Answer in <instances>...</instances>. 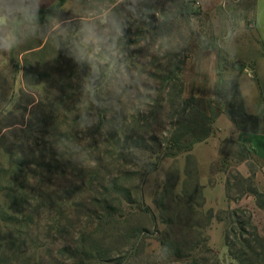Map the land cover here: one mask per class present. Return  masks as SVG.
Here are the masks:
<instances>
[{
	"label": "rangeland",
	"instance_id": "rangeland-1",
	"mask_svg": "<svg viewBox=\"0 0 264 264\" xmlns=\"http://www.w3.org/2000/svg\"><path fill=\"white\" fill-rule=\"evenodd\" d=\"M56 1L41 0V7ZM182 1L141 0L146 14L140 19L128 16V26L120 40L121 52L128 71L145 81L133 94L114 96L109 90L107 71L102 70L96 85L88 88L86 65L73 60L40 61L38 56L24 54L17 58L21 67L11 100L3 104L11 73L3 56L6 51L0 52V107L5 105L7 118L0 126V171L10 168L13 174H18L19 185L25 186L18 190L22 199L18 211H9L11 215L18 213L20 228L14 235V246L8 237L3 241V264H192L191 259L164 253L162 247V243L171 245L170 253L177 245L187 247L197 243L196 231L187 228L191 225H200L211 249L199 255L198 264H264V254L256 243L251 245L256 254L240 245L235 237H240L239 225L235 216H231L237 210L242 221L251 219V225L264 238V209L247 193L246 181L250 179L263 193L259 200L264 203V163L251 157L247 161L250 176H243L240 170L245 167L238 157L240 149L230 144L223 146L230 157L221 158L211 178V183H215V173L220 171L228 183L229 207L214 210L224 219L219 222L215 218L209 220L210 210L205 200L200 204V191L194 181L186 183L183 195L186 179L180 172L187 154L160 158L172 129L169 115L175 111L168 101L172 82L162 78L179 66L183 68L182 99L176 102L178 112L184 109L181 102L191 96L200 101L214 98L217 68L223 78H233L238 69L246 66L241 54L254 47L252 20L243 19L251 15L254 0H201L202 8L193 1L185 5V15L181 16ZM116 4L117 0H68L48 25L54 27L57 21L69 19L70 30L62 36L44 27L40 36L49 46H53L50 41L59 37L67 38L68 42L87 14L106 7L111 9ZM215 5L217 9H210ZM115 10L122 12L124 5ZM56 49L58 52L59 48ZM24 65L33 67L36 73L48 74V78L27 89ZM23 90L26 95L21 101ZM74 94L77 97L70 100ZM39 102L52 110L65 103L59 115L64 123L48 128L47 134L35 141L41 143L45 139L43 143L49 144L52 166L49 173L24 164L27 160H38L37 155L27 157L26 150L28 144L33 147L35 143V135L28 131L29 124L36 129L42 127L39 123L44 113L37 107ZM20 106L22 109H18ZM104 115L107 123L97 130ZM6 126L10 128L5 129ZM59 135L64 137L65 144L57 142ZM158 158V170L143 177L145 166ZM14 163H19L24 172L18 173L20 168ZM39 172L43 177L38 176ZM175 183L178 186L173 191ZM111 188L127 191L130 200L121 206L111 203L116 197L107 191ZM248 198L253 199L252 208ZM104 199L114 208L106 207ZM189 202L202 207L191 213ZM0 203L4 205L5 201L0 198ZM226 231L237 262L225 246ZM247 231L252 233L248 226ZM7 233L8 230L3 231L4 235ZM244 238L252 241L248 235ZM17 246L21 247L20 252L14 257Z\"/></svg>",
	"mask_w": 264,
	"mask_h": 264
},
{
	"label": "trees",
	"instance_id": "trees-1",
	"mask_svg": "<svg viewBox=\"0 0 264 264\" xmlns=\"http://www.w3.org/2000/svg\"><path fill=\"white\" fill-rule=\"evenodd\" d=\"M68 0H57L54 4L49 6H44L40 8V23L42 26H47L48 23L51 21V19L54 17L55 14L61 10V8L67 3ZM189 3H193L191 0H183L182 5L179 9V14L181 16L185 15L184 7L185 5ZM44 27L42 28V30ZM167 30H171L170 27L167 28ZM42 32V31H41ZM40 33L36 35H28V36H22L20 42L17 44V46L13 47L10 51H6V53L3 56H6V60L9 63L8 67L10 68L11 73V84H9V91L5 95L6 99L4 100L3 104H7L10 102L12 97V88L14 86V82L16 81L17 74L20 70V62L18 61V56L24 55V54H30L29 56H38V59L40 61H43L45 58H50L54 60H60V62L67 61L71 62L73 59L67 56V51L65 48V44L67 43V38L61 39L60 37L56 40L50 41V43H53V46H49L46 44V41L43 36H40ZM70 40V39H69ZM68 40V41H69ZM56 48H59L58 52H56ZM2 55V54H1ZM27 60V59H26ZM32 68V70H31ZM23 69V77H24V83L26 88H33L38 86L40 83H42L46 78H48V74L46 73H36L33 71V67L24 65ZM239 72H242L244 68L238 69ZM183 71V68L181 66L171 70L165 77L162 79L164 81L172 82L169 94V104L170 107L172 106V109H174V113L169 115V118L171 120L172 129L169 132V137L166 139L162 149H161V157L160 158H178L182 154H187L186 159V172H185V181L183 182V195L186 191L185 185L189 181H194V183L197 185L199 191H200V201L203 205V202L205 200L203 195V186L199 182L198 177V165L197 161L194 158V156L191 154L194 146L198 143H202L207 141L211 136L215 134V123L217 119L225 115L233 124L234 126L242 132L246 133H257L258 127H259V119L257 116L249 115L244 107L243 97L240 92V88L238 85V81L235 78L225 79L222 77L221 71L219 70V67L217 68V77L218 81L215 84L214 87V98L206 99L205 101H200L199 98L195 96H191L189 99L182 101L181 105L184 106V109L181 111H177L178 107L176 102L177 100H181V95L183 92V85L181 82V73ZM36 74V75H35ZM76 74V73H75ZM158 80L161 77H155ZM26 92L23 90L20 93V99L21 101L25 100ZM77 97L76 94L71 95L69 98L70 100H74V98ZM87 99H91L90 95H87ZM226 102H229L226 104ZM37 103V102H33ZM2 105V101L0 103ZM38 108L43 110V117L40 120L39 125H42L41 128H35L33 124H29L28 131L32 134H34V142L36 139H38L40 136H44V134H47V129L56 128V125H61L64 123V121L60 120V113L63 109V106H65V103H60L55 110H52L51 107L41 104L40 102L37 104ZM5 105L0 107V126L2 122H4L7 118H5L4 113L6 112ZM177 107V108H176ZM18 109H22V107H18ZM64 111V110H62ZM187 111V112H186ZM104 114V113H103ZM102 117V116H101ZM33 119V117H32ZM35 119V117H34ZM107 123L106 115H104L99 122V125L97 126V130H101L103 127V124ZM6 128H10V126H6ZM110 137H108L109 139ZM58 143H64L65 139L62 135H59L57 137ZM45 139L41 141V143L35 142L33 147H28L27 151V157H31L32 155H37L38 160H27V162H24L25 165L30 164L32 166H35L38 169L43 170L46 173H49L52 169L51 166V160L49 159V155L51 154L48 146L49 144L43 143ZM225 144H230L233 147H237L240 149L241 154H238V157L241 158L242 161H248L251 159V157L254 158L252 151L244 144H241L239 142H236L234 140H226L222 143L221 146V154L222 158L225 160L230 157V152H225L223 149V146ZM33 148V149H32ZM37 153V154H35ZM252 155V156H251ZM57 163V161L55 162ZM16 166H18L20 169H18V173H23V168L19 163H14ZM160 166V159L158 158L154 163H148L145 166V172L143 173V177L145 175H149L152 172H155L158 170ZM221 171H225L223 168ZM36 174V173H35ZM39 177H43L42 174L39 172L37 173ZM18 174H13L10 168L0 171V198L5 201L4 205H1L0 203V264H3L5 261V254L3 252V241L8 237L10 243L12 246L15 244V233L20 228V221L17 218L16 215H11L9 213L10 210H14V212L18 211V208L22 202V199L20 197V194L18 193L20 190L25 188L24 185H19ZM244 180V179H243ZM249 183V188L247 189V193L250 195H253L256 198L257 206L259 208L264 209V203H262L259 199L262 198L263 193H260V191L253 186L252 182H250V179L246 180ZM178 186V183H175L173 186V191ZM228 183L226 185L227 189ZM17 187V188H16ZM110 189V188H109ZM107 189V191H111L112 193H115V199L114 202L119 206L122 205L124 201L130 200V194L121 189L120 191H117L119 189L111 188V190ZM19 190V191H18ZM125 191V192H124ZM227 191V190H226ZM124 192V193H123ZM111 193V194H112ZM142 197V195L139 193V197ZM140 197V198H141ZM142 200V198H141ZM191 205L189 207L190 212H195L199 209H201L202 205H196L194 203L189 202ZM104 204H106V207L108 208H114V205L108 203L106 199H104ZM3 207V208H2ZM238 211H233L231 213V216H235L237 219V223L239 225L240 229V237L239 243L242 245L243 248H246L247 250H250L251 252H254L256 254V250L254 247H252V242L256 243L262 253L264 254V238H262L258 232L256 227L252 226L249 219L248 221H242L237 217ZM208 218L210 219H217L219 222H224V219H222L221 216H219L218 213H215L214 210H210L208 213ZM247 226L250 227L252 230V233H248ZM187 228L196 231L197 236V243H195L192 246L182 247L178 246L174 248L169 253V250L172 248L171 245H167L165 243H162L163 252L170 254L172 257H176L178 259H191L193 261L192 264H198L199 263V255L206 251H211L210 247L208 246V239L204 237V234L201 231L200 225H191L187 226ZM4 230H8V233L6 235L3 234ZM248 235L252 237V241L249 239H245L244 236ZM230 236L229 233L226 231L224 232V241L225 246L228 248L229 255L232 257L233 260L236 262L239 261L238 257L233 252V244L230 242ZM20 246L16 247L15 253L13 254L14 257H17V255L20 252ZM234 264V263H231ZM236 264H242L240 262Z\"/></svg>",
	"mask_w": 264,
	"mask_h": 264
},
{
	"label": "clouds",
	"instance_id": "clouds-1",
	"mask_svg": "<svg viewBox=\"0 0 264 264\" xmlns=\"http://www.w3.org/2000/svg\"><path fill=\"white\" fill-rule=\"evenodd\" d=\"M124 5V10L115 9ZM141 0H117L113 8H104L87 14L74 29L76 35L67 44V54L81 66H87V85L92 88L102 76L109 73V90L119 97L133 94L145 81L128 71L121 52L120 40L128 26V16L140 19L147 10ZM41 0H0V52L17 46L22 36L36 35L47 27L62 36L68 32L71 21H57L54 27L40 23Z\"/></svg>",
	"mask_w": 264,
	"mask_h": 264
},
{
	"label": "crops",
	"instance_id": "crops-1",
	"mask_svg": "<svg viewBox=\"0 0 264 264\" xmlns=\"http://www.w3.org/2000/svg\"><path fill=\"white\" fill-rule=\"evenodd\" d=\"M191 1L197 2L200 8L203 7L201 0ZM220 3L218 4L221 5ZM215 7L216 5L210 9H217ZM243 19L244 21L252 20L251 35L254 38V47L241 54L240 58L246 66L233 78L238 81L246 112L258 117L259 127L257 133L242 132L225 115H222L215 123V134L207 141L194 146L191 154L197 161L199 182L203 186L205 206L209 210H224L229 207L225 174L217 171L216 181L211 183L213 168L222 158L221 146L224 141L234 140L246 145L252 151L254 159L264 163V0H254L251 15L243 16ZM215 82L216 79L213 83ZM242 166L245 169L240 170L241 174L250 176L247 161L243 162ZM185 172L186 163L181 165L180 173L183 177H185ZM252 200L248 198L251 208L253 207Z\"/></svg>",
	"mask_w": 264,
	"mask_h": 264
}]
</instances>
